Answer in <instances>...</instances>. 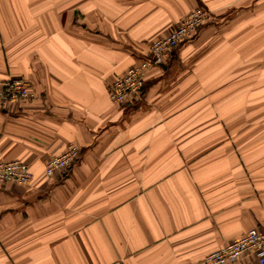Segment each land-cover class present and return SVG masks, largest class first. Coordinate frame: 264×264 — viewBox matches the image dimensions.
Instances as JSON below:
<instances>
[{
    "label": "crops",
    "instance_id": "0c3cea01",
    "mask_svg": "<svg viewBox=\"0 0 264 264\" xmlns=\"http://www.w3.org/2000/svg\"><path fill=\"white\" fill-rule=\"evenodd\" d=\"M212 21L119 106L115 76L193 9ZM34 97L0 107V264H205L264 233V0H0V81ZM76 145L62 174L46 161ZM232 264H259L246 255Z\"/></svg>",
    "mask_w": 264,
    "mask_h": 264
},
{
    "label": "built area",
    "instance_id": "2783aa9c",
    "mask_svg": "<svg viewBox=\"0 0 264 264\" xmlns=\"http://www.w3.org/2000/svg\"><path fill=\"white\" fill-rule=\"evenodd\" d=\"M212 14L197 7L190 11L167 35L152 41L148 47V57L137 66L117 75L106 88L110 101L122 106L129 102L138 103L142 100V90L148 71L152 67H160L177 46L188 40L202 26L211 23ZM34 97L26 82L21 79L0 81V107L13 101H28ZM80 150L70 144L57 156L50 157L43 169L47 179L55 174L66 172L78 159ZM35 177L28 166L13 160L0 162V188L12 183L30 187ZM246 255H253L259 264H264V233L252 228L225 246L212 251L205 259V264H232Z\"/></svg>",
    "mask_w": 264,
    "mask_h": 264
}]
</instances>
